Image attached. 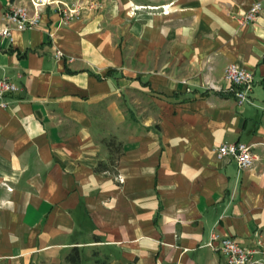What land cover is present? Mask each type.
Wrapping results in <instances>:
<instances>
[{"label":"crops","instance_id":"0c3cea01","mask_svg":"<svg viewBox=\"0 0 264 264\" xmlns=\"http://www.w3.org/2000/svg\"><path fill=\"white\" fill-rule=\"evenodd\" d=\"M17 2L0 0V31ZM7 27L0 79L20 91L0 106V264H59L73 247L110 264H223L212 230L264 243V0H128ZM230 63L252 73V104L226 92ZM110 140L121 155L96 173ZM235 142L250 169L215 158Z\"/></svg>","mask_w":264,"mask_h":264},{"label":"built area","instance_id":"2783aa9c","mask_svg":"<svg viewBox=\"0 0 264 264\" xmlns=\"http://www.w3.org/2000/svg\"><path fill=\"white\" fill-rule=\"evenodd\" d=\"M40 6L34 4L35 11L29 16L27 7L19 2L12 3L4 16L7 26L13 25L19 30H24L27 24L29 26L36 25L39 12L41 11ZM260 12L261 3L255 2L249 6L244 15L234 19L241 25L253 23L259 17ZM78 16V8L64 10L60 15L64 22H69ZM7 26L0 31L1 36H10ZM53 57L55 60H61L64 58V54L59 50H55ZM67 61L72 62L73 59L68 58ZM223 79L227 84L226 92L234 97L237 105L252 104L250 95L253 88V75L250 71L230 63L224 69ZM19 91V86L9 78H1L0 106L5 108L6 102L4 98ZM213 153L217 160H233L239 171L250 169L255 161V157L251 152V146L242 142L221 143L213 149ZM205 246L219 254L223 259V264H264V243L260 241L257 242L255 247L246 248L240 245L233 237L223 236L212 230Z\"/></svg>","mask_w":264,"mask_h":264},{"label":"rangeland","instance_id":"374dc122","mask_svg":"<svg viewBox=\"0 0 264 264\" xmlns=\"http://www.w3.org/2000/svg\"><path fill=\"white\" fill-rule=\"evenodd\" d=\"M128 0H48V2L43 3L39 0H19V2L27 7L28 11L33 13L35 11L34 4L41 5L40 10L52 9L59 15L63 13L64 10L69 9H79V16L85 11H92L94 13L108 12L115 5H121L126 3ZM135 5H141L142 3H149L150 6L156 7L157 2L163 0H131ZM78 16V17H79ZM68 254V253H67ZM66 254V255H67ZM81 262L80 264H110L109 255L100 251H96L91 248L85 250H80ZM65 255V256H66ZM59 264H68L63 261Z\"/></svg>","mask_w":264,"mask_h":264},{"label":"trees","instance_id":"16d2710c","mask_svg":"<svg viewBox=\"0 0 264 264\" xmlns=\"http://www.w3.org/2000/svg\"><path fill=\"white\" fill-rule=\"evenodd\" d=\"M106 147L109 151V158L106 163L99 162L94 168V171L96 173H102L105 170H112L114 167L118 158L121 155V145L119 143H116L114 140H110L106 142ZM64 261L68 264H80L81 262V254L80 249L77 247H73L70 249L68 254L64 257ZM126 264H135L134 261L128 262Z\"/></svg>","mask_w":264,"mask_h":264},{"label":"bare ground","instance_id":"6f19581e","mask_svg":"<svg viewBox=\"0 0 264 264\" xmlns=\"http://www.w3.org/2000/svg\"><path fill=\"white\" fill-rule=\"evenodd\" d=\"M40 2L46 3L48 0H39Z\"/></svg>","mask_w":264,"mask_h":264}]
</instances>
